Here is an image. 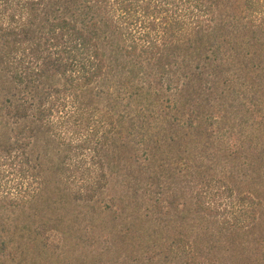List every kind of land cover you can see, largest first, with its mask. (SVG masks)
Here are the masks:
<instances>
[{
	"label": "rangeland",
	"instance_id": "rangeland-1",
	"mask_svg": "<svg viewBox=\"0 0 264 264\" xmlns=\"http://www.w3.org/2000/svg\"><path fill=\"white\" fill-rule=\"evenodd\" d=\"M212 2L217 27L241 17L244 0ZM164 21L160 31L174 18ZM246 61L235 56L240 67ZM112 76L86 89L83 104L54 100L42 127L7 117L10 79L0 71V160L25 125L38 176L29 202L12 207L1 199L17 193L15 179L0 178V264H192L191 255L197 264H264V124L241 128L223 119L218 128L200 120L197 127L183 108L187 90L149 88L137 74L139 83L121 93ZM58 85L54 75L41 83ZM227 125L236 132L222 140L218 129ZM201 185L209 186L208 202L230 206L232 223L248 216L238 200H260L254 223L239 229L197 212Z\"/></svg>",
	"mask_w": 264,
	"mask_h": 264
},
{
	"label": "trees",
	"instance_id": "trees-1",
	"mask_svg": "<svg viewBox=\"0 0 264 264\" xmlns=\"http://www.w3.org/2000/svg\"><path fill=\"white\" fill-rule=\"evenodd\" d=\"M241 10L240 18L234 16L219 28L212 0H0V71L10 79L4 88L6 115L17 124L34 119L44 127L54 100L70 96L83 104L84 91L111 74L114 88L123 93L139 83L141 74L149 88L157 82L176 94L187 90L183 108L197 127L205 120L219 128L228 119L241 128H260L264 0H244ZM171 17L172 27L160 31ZM235 56L246 59V66H238ZM52 75L60 85L42 88ZM214 99L217 106L210 107ZM230 126L218 129L222 140L236 132ZM16 132L0 160V178L12 173L18 189L1 199L11 207L26 205L38 180L26 151L32 129L22 125ZM208 190L201 185L195 191L197 212L239 229L254 223L260 200L252 195L238 200L237 207H245L248 216L240 212L232 223L230 206L208 202ZM198 260L191 255L192 264Z\"/></svg>",
	"mask_w": 264,
	"mask_h": 264
}]
</instances>
